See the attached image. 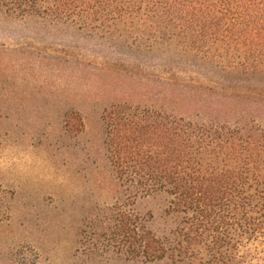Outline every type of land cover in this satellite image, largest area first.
Segmentation results:
<instances>
[{"label": "trees", "instance_id": "obj_1", "mask_svg": "<svg viewBox=\"0 0 264 264\" xmlns=\"http://www.w3.org/2000/svg\"><path fill=\"white\" fill-rule=\"evenodd\" d=\"M0 11L96 32L141 27L161 42L180 37L191 49L263 59L264 0H0ZM58 60L0 48V124L19 115L31 95L18 76ZM138 80L100 115L111 185L128 202L117 201L102 223L108 246L141 264H253L241 249L264 239V98L175 78ZM84 126L79 111H68L70 131ZM160 194L170 217L162 234L128 207Z\"/></svg>", "mask_w": 264, "mask_h": 264}, {"label": "rangeland", "instance_id": "obj_2", "mask_svg": "<svg viewBox=\"0 0 264 264\" xmlns=\"http://www.w3.org/2000/svg\"><path fill=\"white\" fill-rule=\"evenodd\" d=\"M141 30L118 24L96 32L0 11V48L60 60L18 76L24 94L32 96L19 115L0 124V264H141L108 246L101 231L112 206L128 202L112 186L100 115L128 87L136 88L138 77L264 98V33L263 59L248 62L243 53L226 57L219 47L216 55L215 48L191 49L180 37L161 42L159 34ZM115 71L128 76L118 79ZM72 109L83 116L82 132L68 129ZM167 203L160 194L128 207L162 234L170 222ZM107 225L113 228V220ZM241 253L264 264V239L246 241Z\"/></svg>", "mask_w": 264, "mask_h": 264}]
</instances>
